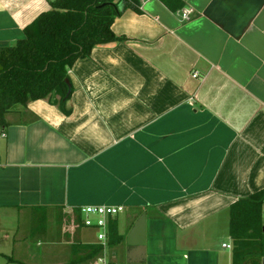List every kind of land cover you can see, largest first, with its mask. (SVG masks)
<instances>
[{"label":"crops","instance_id":"obj_1","mask_svg":"<svg viewBox=\"0 0 264 264\" xmlns=\"http://www.w3.org/2000/svg\"><path fill=\"white\" fill-rule=\"evenodd\" d=\"M139 1L69 70L70 114H7L0 264H234L230 207L264 188V0ZM50 8L0 0V46ZM90 204L124 207L106 244Z\"/></svg>","mask_w":264,"mask_h":264},{"label":"trees","instance_id":"obj_2","mask_svg":"<svg viewBox=\"0 0 264 264\" xmlns=\"http://www.w3.org/2000/svg\"><path fill=\"white\" fill-rule=\"evenodd\" d=\"M51 8L24 28L15 44L0 46V125L18 106L47 99L66 114L73 86L69 70L100 44L126 40L112 25L124 9L139 10V0H49ZM264 188L230 207L234 264L264 245Z\"/></svg>","mask_w":264,"mask_h":264},{"label":"built area","instance_id":"obj_3","mask_svg":"<svg viewBox=\"0 0 264 264\" xmlns=\"http://www.w3.org/2000/svg\"><path fill=\"white\" fill-rule=\"evenodd\" d=\"M193 9L185 8L182 10L183 19H189ZM7 136L6 129L0 125V139ZM121 205H107V204H90L82 207V212L85 215L84 225L89 227H97L100 231L98 238L106 244L107 241V223L108 217L118 214L123 210ZM103 264H107L105 258L101 259Z\"/></svg>","mask_w":264,"mask_h":264},{"label":"water","instance_id":"obj_4","mask_svg":"<svg viewBox=\"0 0 264 264\" xmlns=\"http://www.w3.org/2000/svg\"><path fill=\"white\" fill-rule=\"evenodd\" d=\"M3 69V67L1 66V64H0V70H2ZM67 82L69 83L70 81H69V79H67Z\"/></svg>","mask_w":264,"mask_h":264}]
</instances>
